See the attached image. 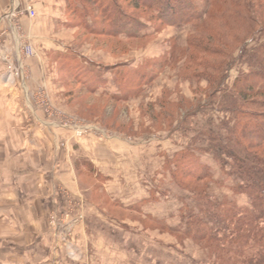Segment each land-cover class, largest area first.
Instances as JSON below:
<instances>
[{"label": "rangeland", "instance_id": "1", "mask_svg": "<svg viewBox=\"0 0 264 264\" xmlns=\"http://www.w3.org/2000/svg\"><path fill=\"white\" fill-rule=\"evenodd\" d=\"M18 1L0 31V88L19 90L34 78L25 62L44 68L29 94L44 127L58 135V161L50 163L54 140L42 126L40 137H28L30 145L43 143L38 153L46 157L36 166L44 183L42 226L27 231L26 215L0 216V239L31 247L13 248L8 263L0 264H210L214 254L185 235L188 217H201L191 189H204L214 206L248 203L221 148L232 139L235 119L219 109L223 89L247 66L231 68L223 86L209 81L237 44L218 23L206 21L207 0H192L201 16L195 25L165 23L167 11L158 7L164 0H56L62 8L54 22L38 15L37 0L32 19ZM115 5L125 34L132 30L128 36L110 32L122 26L111 20ZM28 47L31 53L24 52ZM5 102L0 96V109L9 111ZM20 108L30 119L33 111ZM18 156L22 163L26 154ZM196 167L211 179L194 182L185 174Z\"/></svg>", "mask_w": 264, "mask_h": 264}, {"label": "trees", "instance_id": "2", "mask_svg": "<svg viewBox=\"0 0 264 264\" xmlns=\"http://www.w3.org/2000/svg\"><path fill=\"white\" fill-rule=\"evenodd\" d=\"M151 2L147 4L153 5ZM173 2L179 3L176 9L180 16L176 18ZM181 3L182 0L162 1L158 7L167 11L162 20L186 25L200 22L199 9L192 0L187 6H180ZM206 3V21L218 23L224 35L232 37V44H237L234 50H238L237 54L232 50L226 52L214 68V75L208 77L209 81L223 86L231 68L236 64L247 66V70L239 71L230 88L223 89L219 109L235 119L228 130L232 139L221 148L232 160L231 174L241 180L239 190L244 191L248 203L236 208L224 201L214 206L209 203L204 189L192 188L201 217H188L185 235L214 254L210 264H264V43L256 41L264 37V0H207ZM112 8L116 12L112 13L111 20L122 26L110 32L116 37L128 36L132 30L125 34L120 9L116 5ZM249 39L256 42L255 48L247 47ZM185 174L194 182L211 179L204 167L188 168Z\"/></svg>", "mask_w": 264, "mask_h": 264}, {"label": "crops", "instance_id": "3", "mask_svg": "<svg viewBox=\"0 0 264 264\" xmlns=\"http://www.w3.org/2000/svg\"><path fill=\"white\" fill-rule=\"evenodd\" d=\"M61 2L62 1L56 0H37L34 8L38 11V15L41 14L43 16L44 20L48 19L49 22H54L56 17L55 12L60 11L62 8ZM21 3L23 4L22 0ZM20 5L21 4L18 0H0V31H2L4 23L8 21L9 13L16 10V7ZM24 22H26V26H24L25 30L29 31L27 25L28 22ZM14 36L17 41V34H14ZM16 55L19 56L20 53L18 52ZM20 64L23 71L24 65L22 61ZM25 65L27 69L30 70L35 80L33 78L30 80L31 82L29 80L27 82L23 81L19 85L20 89H14L15 91H8V87L10 89L13 88L9 85L7 88H0V96L4 98V101H6L5 103L9 105L10 109L7 111V106L5 107V111L0 109V121L4 119L5 116L9 117L11 120L10 125H2L0 122V216L7 218L9 214L12 217H16L18 220L20 215H26V220L25 218L23 220L26 221L23 224V227H27V231H29V227H33L34 225H36L37 230L42 226L41 222L38 220V216L39 211L41 210L40 208L43 206L44 183L41 182V178L39 179V170L36 166L41 167L43 160L46 157L45 155L41 156L40 153H38L43 147V143H36V141L30 145L28 137L32 136L34 139L40 137L39 129L43 126L44 135L48 134V136L54 140L53 144H50L51 149L49 158L51 159L50 163L55 164L58 161V157L56 156L58 150L55 144L56 141H58V135L54 129L46 126L44 127L42 118L33 111L34 107L32 105L31 94H29L32 86H37V84L40 83V78L35 76V74L41 72V81L44 78V68H41L37 64V61L34 60L25 62ZM19 107H21L20 109H23V107L29 108L33 111L30 119L18 111ZM16 111H18V113H16ZM2 113L5 115H2ZM24 131L27 133H24ZM34 147H37V149H34ZM31 150L34 152L32 151L29 153ZM20 152L26 154V156L22 157V163L16 158V156L19 157L18 154H20ZM33 153L35 154L32 155ZM52 168L53 167H51V169ZM68 169L70 172H75L71 162L68 165ZM69 176L71 177V175ZM48 183H53V181H48ZM23 186L24 190L22 191L21 188ZM25 186L27 187L25 188ZM22 199H24L27 204L25 203V206L19 207V202L20 200L23 201ZM30 203H32V205ZM18 208H20V210H17ZM1 224L2 221H0V225ZM7 225L9 226V223H7ZM39 238L40 235L37 234L32 241L38 242ZM21 247L27 249L31 248L29 245H24V243L9 244L7 240L0 239V263H8L7 258L10 257V254H13L12 249Z\"/></svg>", "mask_w": 264, "mask_h": 264}, {"label": "built area", "instance_id": "4", "mask_svg": "<svg viewBox=\"0 0 264 264\" xmlns=\"http://www.w3.org/2000/svg\"><path fill=\"white\" fill-rule=\"evenodd\" d=\"M24 2H25V13L32 19V18H34L35 17V10L33 9V5H34V3H35V0H24ZM20 48V47H19ZM19 50V53L21 52V49H18ZM24 52H26V53H31L32 52V49L30 48V47H28V48H26L25 50H24ZM23 52V53H24ZM20 55H21V53H20ZM18 67H19V69H20V72L22 71V67H21V64L20 63H18Z\"/></svg>", "mask_w": 264, "mask_h": 264}]
</instances>
